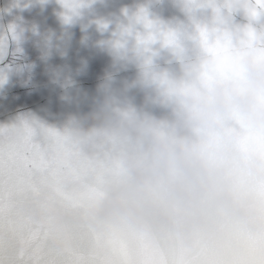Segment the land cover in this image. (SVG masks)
Here are the masks:
<instances>
[{"label": "clouds", "instance_id": "1", "mask_svg": "<svg viewBox=\"0 0 264 264\" xmlns=\"http://www.w3.org/2000/svg\"><path fill=\"white\" fill-rule=\"evenodd\" d=\"M40 75L0 264H264V0H3L0 100Z\"/></svg>", "mask_w": 264, "mask_h": 264}, {"label": "water", "instance_id": "2", "mask_svg": "<svg viewBox=\"0 0 264 264\" xmlns=\"http://www.w3.org/2000/svg\"><path fill=\"white\" fill-rule=\"evenodd\" d=\"M3 0H0V4ZM102 61H98L93 65L94 71H98ZM40 86L33 90L22 87H14L8 93L6 101L0 100V121L5 119L6 114L20 110H33L38 114L44 115L46 111L56 112L59 110V105L56 97L43 85L46 83V78L42 75L38 76ZM92 81H86V84L91 85Z\"/></svg>", "mask_w": 264, "mask_h": 264}]
</instances>
